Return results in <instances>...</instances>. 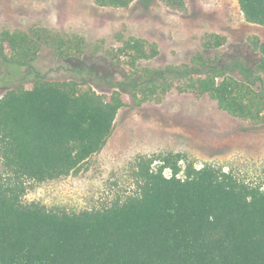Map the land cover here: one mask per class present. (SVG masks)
<instances>
[{
  "label": "trees",
  "instance_id": "16d2710c",
  "mask_svg": "<svg viewBox=\"0 0 264 264\" xmlns=\"http://www.w3.org/2000/svg\"><path fill=\"white\" fill-rule=\"evenodd\" d=\"M158 1L185 10V0ZM236 1L244 20L264 29V0ZM115 39L119 46L107 49L37 26L0 31L5 64L30 68L43 52L77 64L64 67V79L36 76L0 99V264H264L263 187L180 154L138 157L133 192L99 209L23 203L27 183L67 177L99 153L120 109L159 104L171 92L206 96L226 115L264 126V40L248 39L255 64L222 56L224 39L209 34L187 62L151 68L139 63L157 57L154 43ZM99 59L109 65L103 74L86 62Z\"/></svg>",
  "mask_w": 264,
  "mask_h": 264
},
{
  "label": "rangeland",
  "instance_id": "374dc122",
  "mask_svg": "<svg viewBox=\"0 0 264 264\" xmlns=\"http://www.w3.org/2000/svg\"><path fill=\"white\" fill-rule=\"evenodd\" d=\"M34 26L77 34L90 43L103 40L107 49L119 46L117 35L144 39L158 51L156 58L139 63L151 68L187 62L203 51L202 40L209 34L224 39L222 56L237 55L255 64L258 56L248 39L264 40V29L244 20L236 0H185L183 12L170 11L158 0H135L127 9L99 8L94 0H0V31ZM91 61L86 62L97 64L102 74L109 67L100 59ZM76 65L50 52L41 53L30 68L0 60V99L10 88L29 86L36 76L64 79V67ZM175 154L197 168L211 164L264 189V126L226 115L206 96L171 92L159 104L120 109L99 153L67 177L27 183L22 201L68 212L99 209L133 192L132 168L138 157Z\"/></svg>",
  "mask_w": 264,
  "mask_h": 264
}]
</instances>
